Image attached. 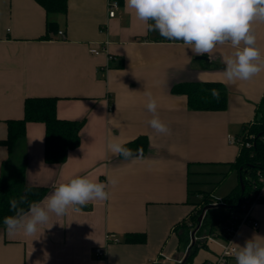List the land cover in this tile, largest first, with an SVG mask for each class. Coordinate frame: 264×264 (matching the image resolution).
Here are the masks:
<instances>
[{"label": "crops", "instance_id": "crops-1", "mask_svg": "<svg viewBox=\"0 0 264 264\" xmlns=\"http://www.w3.org/2000/svg\"><path fill=\"white\" fill-rule=\"evenodd\" d=\"M109 2L69 0L66 14L48 16L36 0H0V179L9 158L1 144L8 135L7 121L24 117L27 98L56 97L59 118L85 120L81 144L65 163H47L46 127L29 122L11 159L26 157L27 183L48 188L43 201L55 186L76 176L118 180L109 186V199L52 217L34 237L9 235L0 226V264H181L188 249L180 239L182 225L191 226L202 193L219 201L239 183L238 177L225 193L204 190L205 178L229 169L228 181L235 171L231 165L240 147L230 137H239L245 124L260 117L264 71L249 81L227 82L223 70L233 51L230 45L197 56L182 42L148 31L125 9V0L110 18ZM48 19L58 24L64 38L54 34L43 39ZM253 28L264 56V22H254ZM91 47L104 51L93 55ZM184 83L222 84L227 109H190L187 97L173 91ZM146 91L156 97L169 134L148 126L152 113L146 108ZM139 137H146L149 147L135 158L107 149L110 139L126 144ZM251 215L259 226L238 229L233 240L237 250L254 235L264 237V201ZM223 228L217 226L213 234L205 230L196 241L205 245L184 264L215 261L224 245ZM110 234L120 241L108 242ZM128 234L145 235L146 241L127 243ZM209 234L213 240L205 238ZM99 249L104 257L96 255ZM228 264H235L234 256Z\"/></svg>", "mask_w": 264, "mask_h": 264}, {"label": "clouds", "instance_id": "clouds-1", "mask_svg": "<svg viewBox=\"0 0 264 264\" xmlns=\"http://www.w3.org/2000/svg\"><path fill=\"white\" fill-rule=\"evenodd\" d=\"M125 9L165 40L182 42L197 55L211 54L217 46L230 45L233 49L224 60L223 74L227 82L249 81L264 71V56L257 47L254 22H264V0H125ZM218 98V89H211ZM146 108L152 113L148 126L158 134H169V126L161 120L158 101L146 91ZM107 149L125 159L135 158L137 152L118 139H110ZM118 180L93 181L87 176H76L54 187L43 201L32 202L27 210L20 205L27 197L9 201L14 215L5 216L3 224L9 235L36 236L50 223L52 217L63 218L91 201L109 199V186ZM58 222V221H57ZM264 237L254 235L238 246L235 264H264Z\"/></svg>", "mask_w": 264, "mask_h": 264}, {"label": "trees", "instance_id": "trees-1", "mask_svg": "<svg viewBox=\"0 0 264 264\" xmlns=\"http://www.w3.org/2000/svg\"><path fill=\"white\" fill-rule=\"evenodd\" d=\"M45 10L47 15L66 14L68 12L69 0H36ZM121 4V0H117ZM59 31L58 24L48 19L46 25V34L43 39H50L52 35ZM219 90V97L211 95V89ZM174 93L183 94L187 97L188 106L195 111L218 112L224 111L228 106V94L226 88L220 83H184L174 87ZM58 98L39 97L27 98L24 106V117L22 119H12L7 121L8 135L1 141V144L8 150L9 158L3 165L2 177L0 179V226L3 224L5 216L14 215L10 210L9 201L13 198L19 199L20 196H26L24 204L20 205L24 210L32 202H40L48 193V188L33 186L26 181V163L27 159L23 155L16 161L14 157L18 144L26 138V129L29 122L43 123L46 127L45 138V160L50 164H63L67 161L69 152L77 149L81 144V130L85 125V120L71 121L58 117L57 113ZM264 98L258 109V116L255 121L245 124L242 134L252 133L256 139L252 142L251 148H240V153L231 168L235 170L239 177V183L236 188L226 197L215 201L210 194L202 193V201L198 210H194L191 216V226L182 225L180 239L188 248L191 244V231L198 224L203 208L215 203L223 204L224 207L209 210L206 212L202 224L196 236H202L205 230L214 233V228L219 225H225L237 212H243L244 197L251 189V180L258 168L264 167ZM134 152L142 149L144 154L147 152L149 142L146 137H139L129 143L124 144ZM121 158H124L120 156ZM125 159V158H124ZM242 182V184H241ZM222 208L229 210V214H222L217 218V212ZM238 215V214H237ZM214 220V221H212ZM177 230V229H176ZM146 236L142 234H128L127 243H144ZM205 245V244H203ZM200 243L194 244L185 263H189L196 255L198 248L203 246Z\"/></svg>", "mask_w": 264, "mask_h": 264}, {"label": "built area", "instance_id": "built-area-1", "mask_svg": "<svg viewBox=\"0 0 264 264\" xmlns=\"http://www.w3.org/2000/svg\"><path fill=\"white\" fill-rule=\"evenodd\" d=\"M120 7V3L117 0H110L108 15L113 18L117 14V10ZM59 36H65L63 31L57 33ZM104 49L98 47H91L90 53L93 55H99ZM256 139V135L252 133H245L239 137H230V143L238 145L240 148H251L252 142ZM264 142V135L262 136ZM264 201V167L258 168L254 177L251 180V189L248 194L244 197L243 212L241 215H233L232 218L224 225L222 237L224 239V245L222 251L215 261L209 262L208 264H228L229 259L232 258L237 251L233 244L234 236L238 229L246 224H252L254 227H258L257 221L252 218V211L256 205ZM218 204V203H216ZM108 242H119L120 240L114 235H108ZM207 240H213V235L209 234L205 237ZM98 257H104L105 252L101 249L96 250ZM155 264V263H152Z\"/></svg>", "mask_w": 264, "mask_h": 264}, {"label": "rangeland", "instance_id": "rangeland-1", "mask_svg": "<svg viewBox=\"0 0 264 264\" xmlns=\"http://www.w3.org/2000/svg\"><path fill=\"white\" fill-rule=\"evenodd\" d=\"M263 111H264V107H263ZM221 171H223V170H221ZM226 172L228 173L229 172V169H227L226 170ZM227 173H221L219 176H211V177H207V178H205L204 179V182L206 183V184H204V190L205 191H213V190H216L217 189V191H216V193L218 192V194H220V193H222V192H226V190H230V187H229V185H230V183H232V184H236L237 185V178H238V176H237V172L236 171H233V174H232V176H229L228 178H230V179H228V181H227V179H226V176H227ZM226 179V180H225ZM193 180H194V177H193ZM227 181V182H226ZM235 186V185H234ZM218 187V188H217ZM216 204V203H215ZM214 204V205H215ZM204 209V208H203ZM215 209H217V208H215ZM222 214H226V215H228L229 214V210L228 209H226V208H222L220 211H218L217 212V218H219V216L220 215H222ZM237 214L238 215H241L242 214V212H237ZM212 221H214V220H212ZM196 227H197V225H196ZM195 227V228H196ZM194 228V229H195ZM193 229V230H194ZM193 230L191 231V233L193 232ZM195 237H196V241L198 240V241H201V238H200V236L199 237H197L196 236V234H195ZM203 241V240H202ZM191 245V244H190ZM186 251H187V249H186ZM186 251H184V253H186Z\"/></svg>", "mask_w": 264, "mask_h": 264}, {"label": "water", "instance_id": "water-1", "mask_svg": "<svg viewBox=\"0 0 264 264\" xmlns=\"http://www.w3.org/2000/svg\"><path fill=\"white\" fill-rule=\"evenodd\" d=\"M200 59L202 60H207L205 57H199ZM242 184V182H241ZM225 205L223 204H215V205H207L204 207L203 211H202V214L200 215L199 217V220H198V224H197V227L193 230V232L191 233V245L188 247L187 251H186V254H185V257L182 261L181 264H184L192 247L194 246L195 242H196V237H195V234L196 232L198 231V229L200 228L201 224H202V221H203V218L206 214V212L209 210V209H213V208H220V207H224Z\"/></svg>", "mask_w": 264, "mask_h": 264}]
</instances>
